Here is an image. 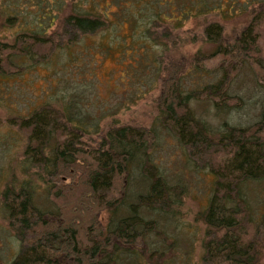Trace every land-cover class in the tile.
<instances>
[{"label":"trees","instance_id":"trees-1","mask_svg":"<svg viewBox=\"0 0 264 264\" xmlns=\"http://www.w3.org/2000/svg\"><path fill=\"white\" fill-rule=\"evenodd\" d=\"M263 3L37 0L33 11H25V32L18 35L13 46L0 45L1 77H12L40 58L52 62V68L54 64L73 67L80 59L74 50L76 44L105 33L111 42L102 46L111 55L112 45L117 43L112 37L123 43L126 38L122 30L127 28L131 40L144 48L143 52L150 50L140 55L132 71V76L141 79L148 69L153 72L155 62L160 60L151 58L153 49L170 44L175 32L190 19L211 14L228 19L237 7L242 9L241 14L259 7L252 11L251 22L235 40L225 39L219 23L205 28V41L214 46V51L198 57L196 68L202 76L218 77L216 81L186 90L179 64L165 67L163 78L157 66L159 69L151 74L156 80L149 84H161L159 116L157 125L151 128L115 125L102 129L106 112L95 115L94 109H87L90 99L83 100L82 90L57 76L51 102L27 116L14 117L27 132L24 155L42 171L48 205L36 201V188L25 181L4 189L2 209L19 246L9 264H175L168 252L177 243L167 245V234L160 225L173 215L184 190L169 182L166 171L156 163L155 153L164 131L173 136L189 160L215 177L208 206L201 214L209 231L201 263L255 264V247L243 243V226L255 221L256 237L264 241V204L254 219L244 187L248 183L264 184V108L249 129L241 122L229 123L230 119L212 127L191 105L195 101L210 102L217 116L241 110L244 99L232 95L230 89L246 66L264 84V58L258 42V27L264 22ZM160 24H164L163 43L152 37ZM54 27L57 29L48 35ZM38 46L40 52L49 53L38 55ZM162 60L159 66L164 64ZM207 60L217 64L207 69L203 66ZM87 91L88 87L82 92ZM103 214L105 222L101 221ZM246 216L248 222L243 220Z\"/></svg>","mask_w":264,"mask_h":264},{"label":"rangeland","instance_id":"rangeland-1","mask_svg":"<svg viewBox=\"0 0 264 264\" xmlns=\"http://www.w3.org/2000/svg\"><path fill=\"white\" fill-rule=\"evenodd\" d=\"M240 1L249 5L252 0ZM36 3L37 0H0V45H14L18 35L26 30L25 11H33ZM258 8H250L248 12L241 14L242 9L237 7L234 12L230 11L233 16L228 19H223L219 14L192 18L182 29L175 32L176 37L170 44L162 39L164 24H160L153 31L152 37L158 38L161 43L166 42V47L163 45L153 49L151 58L160 60L155 62L156 68H153V72L152 68L148 69L145 77L141 79L132 76V71L140 60V55L149 54L150 50L143 52L144 48L131 40V31L127 28L122 30V37L126 38L123 43L112 35V39H117V43L112 45L114 50L111 55L106 54L105 47L102 46H108L111 42L110 35L105 33L98 37L80 38L81 42L74 47L75 52H79L80 59L73 67L71 64L65 69L62 64H54L52 68V62L40 58L25 69L16 72L12 69L15 72L12 77L0 76V264H9L19 250L2 209V193L6 186L12 183L20 185L25 181L29 186L36 188V201L41 205H48L42 171L33 166L24 155L28 135L16 122V115L27 116L51 102L54 93L52 84H55L57 76L58 79L65 77L74 88L82 91L88 87L87 93L79 92L82 93L83 100L90 99L87 109H94L92 112L95 115L100 111L106 112L102 129L115 125L151 128L157 125L160 103L158 98L161 94V84L150 86L149 81L156 80V76L151 74L161 68L160 76L163 78L165 67L179 64L183 71L180 75L182 86L186 90L199 89L216 81L218 77L207 74L202 76V73L197 72L199 68H196L198 57L210 56L214 51V46L205 41V28L211 23H219L224 28L225 39L235 40L251 22L252 11ZM16 12L19 15L16 16ZM11 15H15V18L9 21ZM55 29L57 27L49 29L48 35ZM258 35L264 58V22L258 27ZM39 49V46L35 49L38 55L49 53L45 50L43 54ZM161 58L163 66H159L162 65ZM215 64L217 62L211 63L207 60L203 66L210 69L214 68ZM8 70L11 71L10 68ZM256 77V73L246 66L232 84L230 93L244 99L241 110L227 111L217 116L210 102L195 101L191 106L197 115L202 116L212 127L230 119L229 123L233 125L241 122L242 126L251 129L264 108V84ZM84 105L86 109V103ZM114 115L116 116L113 117ZM166 132L162 133V142L156 149V163L166 171L169 182L182 187L184 197L176 206L173 215L167 220L165 218L160 227L167 234V245L173 241L177 243L176 247L168 252L175 264H202L203 246L209 231L202 222L201 214L208 206L215 177L189 160L185 150ZM96 139L94 136V140ZM244 192L252 215L257 219L264 204V184L248 183ZM106 219V214L101 215L102 222ZM243 220L248 222V216ZM243 227L246 228L242 236L243 243L253 244L255 264H264V241L256 237L255 221L249 225L245 223Z\"/></svg>","mask_w":264,"mask_h":264}]
</instances>
